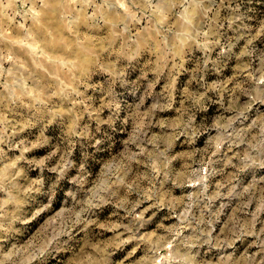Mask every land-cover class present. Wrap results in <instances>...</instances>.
Segmentation results:
<instances>
[{"label": "rangeland", "instance_id": "374dc122", "mask_svg": "<svg viewBox=\"0 0 264 264\" xmlns=\"http://www.w3.org/2000/svg\"><path fill=\"white\" fill-rule=\"evenodd\" d=\"M0 264H264V0H0Z\"/></svg>", "mask_w": 264, "mask_h": 264}]
</instances>
